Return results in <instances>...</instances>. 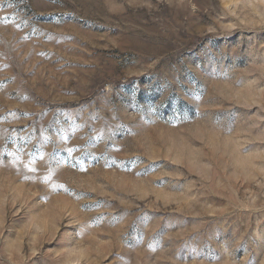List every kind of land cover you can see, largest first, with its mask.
Here are the masks:
<instances>
[{"label": "rangeland", "instance_id": "1", "mask_svg": "<svg viewBox=\"0 0 264 264\" xmlns=\"http://www.w3.org/2000/svg\"><path fill=\"white\" fill-rule=\"evenodd\" d=\"M0 264H264V0H0Z\"/></svg>", "mask_w": 264, "mask_h": 264}]
</instances>
